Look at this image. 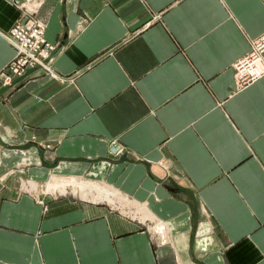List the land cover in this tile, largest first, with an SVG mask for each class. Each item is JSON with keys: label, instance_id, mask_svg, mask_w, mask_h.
Returning <instances> with one entry per match:
<instances>
[{"label": "crops", "instance_id": "1", "mask_svg": "<svg viewBox=\"0 0 264 264\" xmlns=\"http://www.w3.org/2000/svg\"><path fill=\"white\" fill-rule=\"evenodd\" d=\"M22 1L0 0V32ZM33 16L50 70L0 76V264H264V73L235 69L264 0H42ZM14 54L0 36V72Z\"/></svg>", "mask_w": 264, "mask_h": 264}, {"label": "built area", "instance_id": "2", "mask_svg": "<svg viewBox=\"0 0 264 264\" xmlns=\"http://www.w3.org/2000/svg\"><path fill=\"white\" fill-rule=\"evenodd\" d=\"M42 0H23L20 2L22 14L6 34L15 49L14 57L4 68L13 75H22L26 68L37 67L50 70V51L53 46L45 41L43 24L33 16ZM35 4L29 9L26 4ZM237 78L241 83L254 80L264 73V34L254 40L251 51L235 64Z\"/></svg>", "mask_w": 264, "mask_h": 264}, {"label": "bare ground", "instance_id": "3", "mask_svg": "<svg viewBox=\"0 0 264 264\" xmlns=\"http://www.w3.org/2000/svg\"><path fill=\"white\" fill-rule=\"evenodd\" d=\"M29 9H33L35 7V4H26ZM9 32V31H8ZM8 32H0V36L5 39L9 44L13 45L12 41L8 38L6 35ZM14 57V56H13ZM7 66V65H6ZM5 66V67H6ZM4 70V69H3ZM48 190H53L55 192H60V193H67L68 191H71L74 193V191H79L80 195L82 196H89L91 195L92 197L99 198L100 200V194L102 192V188L98 186L94 182H88V181H67V180H62L61 182H53L49 184V187H47ZM95 199V198H94ZM141 210V208H139Z\"/></svg>", "mask_w": 264, "mask_h": 264}, {"label": "rangeland", "instance_id": "4", "mask_svg": "<svg viewBox=\"0 0 264 264\" xmlns=\"http://www.w3.org/2000/svg\"><path fill=\"white\" fill-rule=\"evenodd\" d=\"M18 6H20V4L18 5ZM19 9H21L20 7H18ZM17 22V20L15 21V23ZM14 23V24H15ZM27 69V68H26ZM6 72H8V73H11V71H4V70H2L1 72H0V76H4L5 77V79H8V78H6ZM86 179V178H85ZM62 180H60V179H51L50 180V182L48 183V185L47 184H45L44 185V188L43 189H45L46 191H47V187H49V184H51V183H53V182H61ZM79 182V181H87V180H81V179H77V180H74V182ZM89 182V181H88ZM91 182V181H90ZM98 185V184H97ZM99 186V185H98ZM102 186V188H103V190L107 193V194H113V195H115L114 194V192L113 191H111V190H109V189H107L105 186H103V185H101ZM49 191H53V190H49ZM69 192V191H68ZM67 192V193H68ZM52 193H54V192H52ZM60 193V192H59ZM73 193V192H72ZM56 194V193H55ZM79 194V191H74V195H77V196H79L78 195ZM85 197V196H84ZM92 198H94V197H92Z\"/></svg>", "mask_w": 264, "mask_h": 264}]
</instances>
